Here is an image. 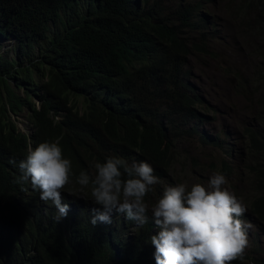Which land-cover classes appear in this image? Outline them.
<instances>
[{"label": "trees", "instance_id": "trees-1", "mask_svg": "<svg viewBox=\"0 0 264 264\" xmlns=\"http://www.w3.org/2000/svg\"><path fill=\"white\" fill-rule=\"evenodd\" d=\"M242 1V16L264 7V0ZM191 11L181 2L176 14L165 15L148 0H0V41L14 43L11 59L0 53V193L10 205L0 208V264H156L151 207L170 185L182 145L193 143L208 162L192 159L189 171L199 177L218 168L233 172L225 157L235 148L213 130L211 105L190 68L191 58L212 54L211 17ZM257 105L264 111L263 100ZM25 111L28 133L15 124ZM262 118L243 132L255 192L250 215L264 228ZM42 142L62 148L72 162L70 181L80 171L94 175V165L108 157L149 163L159 182L145 198L148 223L138 228L113 212L111 224L93 226L99 206L91 185L81 205L62 197L70 210L59 223L38 191L23 202L30 182L17 183L18 164ZM241 261L264 264V253L250 247L234 262Z\"/></svg>", "mask_w": 264, "mask_h": 264}, {"label": "clouds", "instance_id": "clouds-1", "mask_svg": "<svg viewBox=\"0 0 264 264\" xmlns=\"http://www.w3.org/2000/svg\"><path fill=\"white\" fill-rule=\"evenodd\" d=\"M9 163L15 165L16 161ZM18 168L17 183L31 184L24 192L23 202L38 191L41 201L51 202L55 207L57 223L70 210L68 204L62 203V192L72 183L78 186L83 197L91 185L92 202L99 206L92 210L93 226L111 224L112 213L116 212L143 228L149 219L145 198L155 191L154 186L159 182L146 161L129 164L120 157H108L105 162L94 165V175L80 171L76 180L70 181L72 162L64 157L62 148L55 142H42L34 150L30 148ZM202 184L201 179H195L191 186L187 183L167 186L151 207L157 234L151 236L150 243L155 248L156 264H233L244 259L247 231L251 227L241 219L246 207L225 186L227 180L223 174L214 173L206 185ZM85 199L65 200L81 205ZM8 206L0 193V208Z\"/></svg>", "mask_w": 264, "mask_h": 264}, {"label": "rangeland", "instance_id": "rangeland-1", "mask_svg": "<svg viewBox=\"0 0 264 264\" xmlns=\"http://www.w3.org/2000/svg\"><path fill=\"white\" fill-rule=\"evenodd\" d=\"M148 2L149 7L157 2L158 9L165 15L176 14L182 2L193 10L191 12L197 11L199 14L203 11L206 13L204 16L211 17L213 29L209 36L213 41L212 44H207V47L212 54L191 58L193 83L205 101L211 105L209 116L214 119L212 127L219 135L221 143L235 148L233 156L225 157L233 166V172L229 176L224 175L227 180L225 186L247 209L241 217L251 225L247 231V249L255 246L264 253V228L250 215L255 192L251 188L246 171L250 159L246 154L248 139L243 132L244 126H250L262 117L264 119V111L257 105L260 100L264 101V7L242 16L245 8L242 0H148ZM13 45V41L2 39L0 53L11 59L14 55ZM17 93L24 97V91L20 90ZM34 103L38 105L37 100H34ZM27 116L25 111L24 116L15 120V124L21 131L28 133L30 123ZM192 145L193 143L182 145L180 150L183 157L180 158V163L175 165L172 173L174 180L170 185L187 183L191 186L195 179H209L208 175L199 177L189 171L193 167L192 159L199 158L202 163L208 164L203 160V153L198 154L202 151ZM178 153L180 155V151ZM217 158L219 161L223 158L219 150ZM217 172L222 174L219 168L211 173ZM206 184L203 182L202 185ZM65 188L68 190L62 192L63 198L84 200L85 197L77 185L69 183Z\"/></svg>", "mask_w": 264, "mask_h": 264}, {"label": "bare ground", "instance_id": "bare-ground-1", "mask_svg": "<svg viewBox=\"0 0 264 264\" xmlns=\"http://www.w3.org/2000/svg\"><path fill=\"white\" fill-rule=\"evenodd\" d=\"M35 217H36V215H35ZM35 217H34V218H35ZM69 217H70V216H69ZM37 218H38V217H37ZM76 218H77V217H76ZM74 219H75V218H74ZM76 220H77V219H76ZM66 221H67V220H66ZM73 221H74V220H73ZM49 223H50V222H49ZM49 223H48V224H49ZM47 227H48V226H47ZM64 228H65V227H64ZM28 229H29V228H28ZM45 229H46V228H45ZM25 230H26V229H25ZM15 233H16V232H15ZM63 246H64V245H63Z\"/></svg>", "mask_w": 264, "mask_h": 264}]
</instances>
